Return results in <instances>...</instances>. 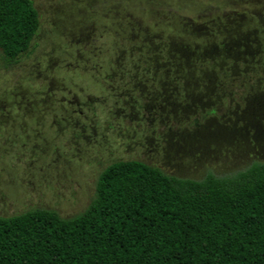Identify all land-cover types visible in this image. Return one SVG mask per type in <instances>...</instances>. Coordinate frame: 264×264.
I'll list each match as a JSON object with an SVG mask.
<instances>
[{
    "label": "rangeland",
    "instance_id": "1",
    "mask_svg": "<svg viewBox=\"0 0 264 264\" xmlns=\"http://www.w3.org/2000/svg\"><path fill=\"white\" fill-rule=\"evenodd\" d=\"M32 1L40 19L32 53L8 63L0 49V117L4 105L16 117L0 118V217L35 209L79 215L94 199L101 173L118 161L196 181L264 163L261 119L253 129L244 118H166L167 109L149 107L180 98L177 79L156 55L161 48L199 46L200 38L186 37L193 20L262 13L264 0ZM136 84L133 97L148 109L140 118H121L117 111ZM52 87L60 89L55 96ZM68 90L87 103L88 118L79 112L62 118L72 109L55 99ZM229 92L236 101L247 89ZM22 102L33 108L25 103L18 110Z\"/></svg>",
    "mask_w": 264,
    "mask_h": 264
},
{
    "label": "trees",
    "instance_id": "2",
    "mask_svg": "<svg viewBox=\"0 0 264 264\" xmlns=\"http://www.w3.org/2000/svg\"><path fill=\"white\" fill-rule=\"evenodd\" d=\"M233 14L193 20L186 37L199 46L177 42L156 54L178 81L176 118H244L253 129L264 122V9ZM39 26L32 0H0L5 61L30 49ZM236 85L247 92L235 101ZM0 264H264V163L196 181L115 162L79 215L0 217Z\"/></svg>",
    "mask_w": 264,
    "mask_h": 264
},
{
    "label": "flooded vegetation",
    "instance_id": "3",
    "mask_svg": "<svg viewBox=\"0 0 264 264\" xmlns=\"http://www.w3.org/2000/svg\"><path fill=\"white\" fill-rule=\"evenodd\" d=\"M39 31H40V26H39V30L38 32L36 33L33 41H32V44L30 46V49L23 53L22 55H20L19 57L16 58L15 61H13L12 63H15V62H18L20 57H22L23 55H30L32 53L31 51V48H32V45L33 43L39 38ZM37 46V45H36ZM54 67H59V65L56 63L54 65ZM53 67V68H54ZM41 75V73H40ZM48 77H46L47 79ZM138 89V84L134 85L133 89L131 90H128V96L130 97V101L128 100H119V101H123L122 102V107H120L117 111V115L121 118H140L139 115L142 113V111L148 109L147 106H139V97L138 98H134L133 97V92L136 91ZM60 89L58 88H50V92L52 93V95H56V92L55 91H58ZM66 90V89H64ZM41 93H44L42 91H39L38 94H41ZM49 93V92H48ZM47 93H45L46 95ZM57 100L58 102L61 103V106L64 107V105H67L68 107H70L72 109V113L69 114V115H66V116H62V118H75V115L74 113L76 112H79L81 116L85 117L84 116V108L87 107V103L86 102H83V101H80V99L78 98V96L76 94H74L72 92V90H68V92L66 94H64L60 99H55ZM89 100H91V98H89ZM119 101L117 103H119ZM26 102H22L21 104H19V108L18 110H22V104L24 105ZM26 105L28 106H31L33 108V106L30 104V103H26ZM172 103L168 100H165L163 99L161 101V103H159V106L157 105H150V109L152 108H155V111L157 110L158 111V108H160V110L162 111H165V109H167L166 113H167V117L166 118H176L175 117V111L174 109L172 108ZM6 106H2V112H3V115L0 117V118H6V119H10V118H16L15 116H13L12 114H10V112H8V115H6ZM140 110V111H139ZM26 111H28V113L30 112L31 113V110H29L28 108H26ZM129 112V113H128ZM158 114V117H161L159 116L160 114L158 112H156ZM18 117H21V116H18ZM27 115H24L22 116V118H26ZM164 117V116H163ZM43 118V116L41 117ZM85 118H88L87 116ZM84 131H86V128H84Z\"/></svg>",
    "mask_w": 264,
    "mask_h": 264
}]
</instances>
